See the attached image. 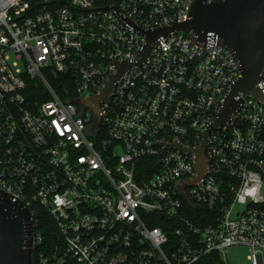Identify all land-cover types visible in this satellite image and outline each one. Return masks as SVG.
Here are the masks:
<instances>
[{"label":"built area","instance_id":"2783aa9c","mask_svg":"<svg viewBox=\"0 0 264 264\" xmlns=\"http://www.w3.org/2000/svg\"><path fill=\"white\" fill-rule=\"evenodd\" d=\"M192 2L0 0V191L30 216L45 210L79 264H193L212 253L228 264L235 245L264 264V105L239 94L231 121L209 131L208 172L183 191L194 154L160 145L200 144L240 77L237 60L212 33L195 43L173 31L136 64L141 31L185 21ZM122 60L135 64L90 132L92 108L73 100L97 94ZM188 205L207 213L196 223Z\"/></svg>","mask_w":264,"mask_h":264},{"label":"water","instance_id":"95a60500","mask_svg":"<svg viewBox=\"0 0 264 264\" xmlns=\"http://www.w3.org/2000/svg\"><path fill=\"white\" fill-rule=\"evenodd\" d=\"M173 31L183 32L195 43H204L208 33L214 34L219 44L237 60L240 70V77L232 83L216 119L204 131L199 145L184 147L178 142L170 145L160 143L164 148L177 146L194 154L196 175L180 185L183 191L185 185L197 183L208 172L205 149L209 143V131L231 121L241 105L239 94L252 96L264 105V93L258 86L264 74V0H214L210 3L193 0L185 21H176L153 31H141L146 36V44L136 64L145 61L150 45L157 38ZM133 64L125 60L116 62V73L110 75L97 94L73 100L83 108H92L93 124L89 127L90 132L101 123L100 103L108 101L114 84ZM33 251V224L28 209L20 200L0 191V264H34Z\"/></svg>","mask_w":264,"mask_h":264},{"label":"trees","instance_id":"16d2710c","mask_svg":"<svg viewBox=\"0 0 264 264\" xmlns=\"http://www.w3.org/2000/svg\"><path fill=\"white\" fill-rule=\"evenodd\" d=\"M187 208L193 214L191 219L198 223L197 216L207 213V210L202 206L188 205ZM31 217L33 219V233H40L42 241L34 247L32 259L34 264H41L40 255L45 259L44 264H79L74 259L63 255L64 245L59 237L58 229L55 227L51 216L41 208H36ZM150 226H162L159 222L151 223ZM193 264H225L218 255L212 253L200 258Z\"/></svg>","mask_w":264,"mask_h":264},{"label":"rangeland","instance_id":"374dc122","mask_svg":"<svg viewBox=\"0 0 264 264\" xmlns=\"http://www.w3.org/2000/svg\"><path fill=\"white\" fill-rule=\"evenodd\" d=\"M264 193V185L261 188ZM248 249L244 246H231L227 248L224 258L228 264H248L247 255Z\"/></svg>","mask_w":264,"mask_h":264}]
</instances>
